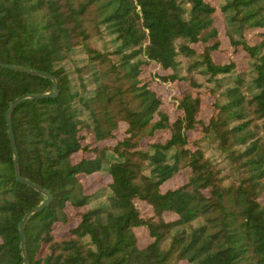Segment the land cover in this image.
Segmentation results:
<instances>
[{"label":"trees","instance_id":"16d2710c","mask_svg":"<svg viewBox=\"0 0 264 264\" xmlns=\"http://www.w3.org/2000/svg\"><path fill=\"white\" fill-rule=\"evenodd\" d=\"M225 37L242 62L217 60ZM0 61L58 85L10 115L51 195L29 264H264V0H0ZM176 84L169 112L156 86ZM54 89L0 66V264H24L46 198L6 113Z\"/></svg>","mask_w":264,"mask_h":264},{"label":"rangeland","instance_id":"374dc122","mask_svg":"<svg viewBox=\"0 0 264 264\" xmlns=\"http://www.w3.org/2000/svg\"><path fill=\"white\" fill-rule=\"evenodd\" d=\"M213 3H217L218 2H222L223 0H210ZM217 25L219 26V28L224 31V22H223V16L222 14L218 13L217 16V21H216ZM248 36L251 37L252 33H248ZM224 42L222 44V49L218 52L215 53V56L217 58V60L219 62H226L229 58L233 57L236 59H239V62L243 61V57L241 52L240 53H235L233 50V47L230 46V43L228 41V38H224L223 39ZM84 56L81 54H77L75 56V61H67L64 63V65L67 67V69L70 71L71 74V78H72V84L73 87L75 89H77L79 87V80H78V73L76 71V67L77 65L75 63H77L79 60H82ZM82 63H79V66H81ZM158 92L160 93V95L162 96L163 100H164V105L163 108H165L166 110H168L169 112L173 111V105H172V99L175 93H181L183 91V87L181 86V84H176L174 87L169 86V85H164V86H156ZM211 101L210 98L208 97V95H204V102H209ZM210 114V108L208 106H204V111H203V116L207 117ZM122 127H124V124H121ZM123 129V128H122ZM121 129V130H122ZM120 130V128H119ZM118 130V132H119ZM211 148V147H210ZM207 149V154L214 156L215 158H220V154L219 152H217L214 149ZM85 184L87 186V192L89 193H94L96 191H98L99 189H103L104 186L106 185V183H108L110 181V176L105 173V172H101V173H96L90 176L85 177L84 179ZM184 181V177L182 175L176 176L172 179H170L169 181H167L164 186L163 189H169V188H175L177 186H179L182 182ZM75 221V220H73ZM68 225L66 226H59L58 227V231L64 232L68 229ZM141 235L142 238V242L146 241V235L144 231H141L139 233Z\"/></svg>","mask_w":264,"mask_h":264},{"label":"water","instance_id":"95a60500","mask_svg":"<svg viewBox=\"0 0 264 264\" xmlns=\"http://www.w3.org/2000/svg\"><path fill=\"white\" fill-rule=\"evenodd\" d=\"M0 66L5 67V68H9V69H13L16 71H22V72H27V73H32V74H37V75H41V76H45V77H49L54 81V85H55V89L51 92L48 93H44V94H27L24 96H21L19 98H17L10 106L9 110L6 113V118L8 120V125H9V136H10V140H11V144H12V148H13V152H14V159H15V166H16V174H17V179L31 187H33L34 189L38 190L39 192H41L42 194H44L46 196L45 200L42 202V204H40L38 207L30 210L25 217L23 218V220L20 222L19 224V228L21 231V235H22V240H21V250H22V254L24 257V264H29L28 259H27V254H26V244H25V235H24V226L26 224V222L28 221L29 217L32 215V213H34L37 210L43 209L45 206H47V204L49 203L50 199H51V195L49 192L43 190L42 188H40L39 186H37L35 183L31 182L30 180H28L27 178L23 177L20 171V165H19V156H18V152H17V148H16V144H15V138H14V133H13V127H12V122H11V112L13 110V108L23 99L25 98H30V97H49V96H56L58 94V85H57V81L55 80V78L49 74L46 73H42V72H38L35 70H30V69H26V68H22L19 66H15V65H11V64H4L3 62L0 61Z\"/></svg>","mask_w":264,"mask_h":264}]
</instances>
